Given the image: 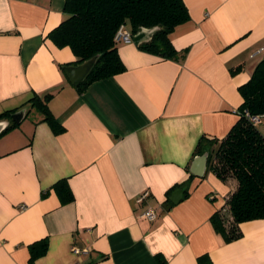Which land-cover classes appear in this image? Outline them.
<instances>
[{
    "label": "crops",
    "instance_id": "crops-1",
    "mask_svg": "<svg viewBox=\"0 0 264 264\" xmlns=\"http://www.w3.org/2000/svg\"><path fill=\"white\" fill-rule=\"evenodd\" d=\"M182 1L176 60L140 50L151 37L137 32L116 45L125 70L79 95L63 71L77 58L48 38L65 0H0V114L51 94L63 128L26 116L0 136V264H264V220L241 223L230 243L210 223L237 182L190 172L200 138L220 141L239 120L238 88L264 59V0Z\"/></svg>",
    "mask_w": 264,
    "mask_h": 264
},
{
    "label": "trees",
    "instance_id": "trees-1",
    "mask_svg": "<svg viewBox=\"0 0 264 264\" xmlns=\"http://www.w3.org/2000/svg\"><path fill=\"white\" fill-rule=\"evenodd\" d=\"M63 12L65 19L48 34V38L58 48L69 47L77 58L75 65L97 57L88 77L76 88L79 95L92 83L125 70L114 42L121 25L129 28L131 35L141 28H158L148 42L138 45L139 49L176 60L178 52L169 36L177 26L189 20L182 0H65ZM238 92L243 102L237 110V123L220 141L200 138L194 151L195 156L208 154L207 169L218 179L223 182L234 179L237 182L235 191L227 199V209L210 217L214 231L226 243L241 237V223L264 220V137L258 126L250 124L244 116L245 111L253 116H264V59L256 65L250 80L240 86ZM51 97V94L42 97L34 95L27 106L36 110L42 116V122L57 134L63 128L47 106ZM15 112L17 110L0 114V121H10L0 136L19 126L10 119ZM53 189L64 203L72 200L64 181L54 184ZM46 248L45 240L30 245L31 262L44 255ZM198 263L210 264L205 263L203 258H199Z\"/></svg>",
    "mask_w": 264,
    "mask_h": 264
},
{
    "label": "water",
    "instance_id": "water-1",
    "mask_svg": "<svg viewBox=\"0 0 264 264\" xmlns=\"http://www.w3.org/2000/svg\"><path fill=\"white\" fill-rule=\"evenodd\" d=\"M158 30V28H152V29H145L141 28L139 29L138 33L146 32L150 37ZM151 39V38H150ZM134 40V38H133ZM134 42H136L134 40ZM97 57L91 58L81 64H78L74 67H65L63 69L65 76L67 77L70 84L76 89L82 82L85 81V79L88 77L90 71L94 67L96 63ZM29 110H26V108H23L21 110H18L14 114L11 115L10 119L15 124L19 125L22 120L26 117ZM10 125L9 120H2L0 121V134L5 131L8 126ZM207 158L208 154L204 153L201 156H195L193 159L190 172L195 175L196 177H202L203 173L207 166ZM182 191L175 192L170 198H169V204H166L163 206V209L168 210L171 207V204L175 205L178 203V201L181 199Z\"/></svg>",
    "mask_w": 264,
    "mask_h": 264
},
{
    "label": "built area",
    "instance_id": "built-area-1",
    "mask_svg": "<svg viewBox=\"0 0 264 264\" xmlns=\"http://www.w3.org/2000/svg\"><path fill=\"white\" fill-rule=\"evenodd\" d=\"M131 40H132V35H131L130 31L124 25H121L118 28V30L114 36V42L116 44L129 43V42H131ZM244 116L249 121V123L254 125V126H259V125L263 124V121H264L263 115H254L253 116V115H250L247 111H245ZM146 196H147V194H146V192H144L138 198H136L135 202L136 203L142 202ZM142 217H144L148 221H154L156 219V213L153 210L149 209L143 213ZM71 252L75 255L79 254V250L75 247L71 248Z\"/></svg>",
    "mask_w": 264,
    "mask_h": 264
},
{
    "label": "rangeland",
    "instance_id": "rangeland-1",
    "mask_svg": "<svg viewBox=\"0 0 264 264\" xmlns=\"http://www.w3.org/2000/svg\"><path fill=\"white\" fill-rule=\"evenodd\" d=\"M26 110L28 111V115H27V120H32L33 118L37 117V116H41L36 110L34 109H29V107L26 105L25 106ZM259 130L261 131V133L264 135V121L263 124L259 125Z\"/></svg>",
    "mask_w": 264,
    "mask_h": 264
}]
</instances>
